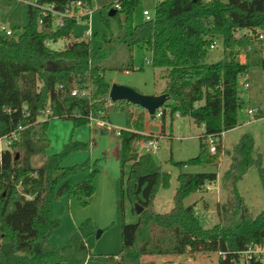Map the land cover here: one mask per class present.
<instances>
[{
  "label": "trees",
  "instance_id": "1",
  "mask_svg": "<svg viewBox=\"0 0 264 264\" xmlns=\"http://www.w3.org/2000/svg\"><path fill=\"white\" fill-rule=\"evenodd\" d=\"M71 1L76 0H39L55 3L59 9ZM95 1L108 11L116 3L120 5L112 15L119 25L116 42L130 50L138 46L152 52L151 64L162 70L161 77L166 80L163 92L173 101L160 108L163 122L170 112L204 127L199 154L175 163L180 167L217 165L221 153L233 154L223 183L229 190L228 198L218 205L219 221L204 227L195 203L186 205L184 201L216 183L218 172L181 170L174 206L167 212L156 211L153 199L157 186L160 182L167 186L170 174L161 171L151 153L139 155L134 149L135 141L145 138L146 110L126 100L109 99L111 83L106 80L103 62L114 45L95 49L90 40L75 39L53 49L46 42L70 39L78 19L67 17L62 26H54L52 14L28 5L23 31L0 34V138L13 132L18 135L0 153V264H141L145 255L201 252L224 253V257L218 256V264H240L241 251L249 244H264V209L254 214L237 183L253 165L264 180L263 156L256 152L249 133L241 136L233 151L221 140L212 153L205 138L239 124V110L245 104L239 77L252 65L264 69L260 49L251 52V59L239 58V50L250 46L252 40L238 35L245 28L264 30V0H158L155 17L140 23L133 21L139 0ZM214 41H220L224 48L218 61L209 59ZM128 67L125 71L133 65ZM120 101L138 108L137 112L126 108L128 125L118 134L119 157L123 163L132 161L128 175H122L121 192L133 206L139 203L144 209L136 222L123 223V247L116 254L91 252L87 239L96 228L89 218L78 226L69 244L56 248L50 243L60 226L54 216L55 200L69 194L87 204L95 192L92 178L97 169L88 163L62 165L71 152L88 147V143L72 140L60 152L44 158L41 165L33 164V158L44 155L50 147L49 119L61 117L80 125L89 122L90 115L117 108ZM80 170L88 175L73 184L70 177Z\"/></svg>",
  "mask_w": 264,
  "mask_h": 264
},
{
  "label": "rangeland",
  "instance_id": "2",
  "mask_svg": "<svg viewBox=\"0 0 264 264\" xmlns=\"http://www.w3.org/2000/svg\"><path fill=\"white\" fill-rule=\"evenodd\" d=\"M158 0H139L133 13V21L140 23L146 20L144 10H149L152 17L156 14ZM91 31L93 33L90 41L93 48L100 45H114L112 54L104 60L107 67L106 80L109 83H118L131 86L145 94H154L166 86V80L161 77L162 70L151 64L152 52L145 47L135 46L131 50L120 44L118 36L119 25L115 17L108 15V9L100 8L94 0L92 4ZM28 3L24 0H0V34L4 29H12L14 33L20 34L28 23ZM56 19L54 20V26ZM89 28L84 19L79 18L70 39L49 40L48 46L53 49L63 48L69 40L85 38V32ZM239 36L241 33L238 34ZM103 36V38H102ZM113 40V41H112ZM251 49L239 50L241 60L251 59V52L257 48L264 55V43L253 40ZM223 45L216 42V47L209 50V59L221 60L223 57ZM130 67L129 71L125 68ZM129 68V67H128ZM250 88L244 89L241 85L242 76L239 77L238 86L245 104L239 110V125L227 130L223 137L224 146L232 150L239 142L243 134L252 135L255 142L256 152L263 156L264 161V69L259 65H252L248 71ZM128 102V101H127ZM126 101L118 102L117 108H110V103L105 106L110 109L100 111L99 115L93 114L100 121H106L112 130L108 131L96 124L86 122L74 125L70 119L51 117L48 124V137L51 141L50 147L44 155L33 158L35 166L41 165L44 158L60 152L69 141H81L88 143L87 148L78 149L67 155L62 165L65 167L78 166L88 163L90 167L96 168L92 182L95 192L87 204H82L75 195H63L54 202V216L60 221V226L50 237V243L56 248H62L70 243L71 236L88 218L91 219L95 232L88 236L91 252L95 254L110 255L118 253L123 247L122 225L137 221V213L128 197H123L121 192L122 175L126 177L131 168V161L122 162L116 152L119 146L120 129L127 128L128 114L126 108L137 112L136 106L128 105ZM167 104L173 103L168 99ZM260 108V110H259ZM254 109V114L248 110ZM177 113L167 112L165 120L157 115L151 118L145 112L144 134L146 139L155 138L159 148L156 151L146 152L134 143V149L139 155L151 153L161 171L170 174L169 184L165 186L162 182L157 186L153 199V207L158 212H167L174 206V195L178 186V175L181 170L212 171L218 172V180L206 188L190 194L185 199V204H194L200 222L204 227H211L219 221L218 205L224 203L229 195L228 188L224 187V176L233 162L230 155L221 153L217 158V165H187L180 167L175 162L187 161L200 152L201 138L204 127L198 125L187 116H176ZM45 117L43 114L42 118ZM223 158V161L222 159ZM88 175L87 171L80 170L70 179L73 184L83 181ZM237 189L243 196L249 209L257 214L264 209V180H262L259 168L251 166L237 183ZM69 198L73 203L69 204ZM98 230L102 233L98 236ZM218 254L196 253L193 255H145L141 258V264H215Z\"/></svg>",
  "mask_w": 264,
  "mask_h": 264
},
{
  "label": "built area",
  "instance_id": "3",
  "mask_svg": "<svg viewBox=\"0 0 264 264\" xmlns=\"http://www.w3.org/2000/svg\"><path fill=\"white\" fill-rule=\"evenodd\" d=\"M28 3V5L38 7L41 10V13L43 14H52L53 20L56 19L55 26H62L64 24V20L67 17H75L77 19L82 18L86 22V24L89 25V28L85 32V38H82L84 40H90L93 33L91 31V15L93 13V7L92 4L89 3L87 0H76L71 1L67 3L64 7V9H59L55 3H40L39 0H24ZM115 8H120V5L118 3L115 4ZM143 14L145 15L146 19H152V15L150 14L149 10H144ZM40 22H42V18L40 19ZM4 33L7 36H11L14 33V30L12 29H4ZM241 35L246 36L253 40H258L264 43V30L260 28H245L241 30ZM216 42L214 41L211 44V48L216 47ZM48 45V41L46 42ZM247 49H251V46H248ZM243 80L241 82V85L244 89L250 88V82H249V76L248 72H245L241 75ZM111 101V100H110ZM47 112L49 109L46 110ZM249 114H254V109L248 110ZM162 112L160 109L156 112V116H161ZM155 116V117H156ZM89 120L92 123L94 120H96V124L100 127L105 128L108 131L112 130V127L106 122V121H100L99 118L94 117L93 115L89 116ZM21 128V127H19ZM224 131L217 134H209L205 138V142L208 144L209 149L212 153H215L217 151V144L222 140V137L224 135ZM119 134V131L117 132ZM17 132H13L9 136H5L0 138V153L7 147L10 146V144L17 139ZM223 141V140H222ZM136 144L138 147H140L142 150H145L146 152H152L156 151L159 148V144L157 139L155 138H146V139H139L136 141ZM218 256H225L224 253L218 252ZM252 260H255L256 262L254 264H264V244L263 243H251L247 246V248L243 251H241V259L240 264H251ZM218 264V261L215 263Z\"/></svg>",
  "mask_w": 264,
  "mask_h": 264
},
{
  "label": "water",
  "instance_id": "4",
  "mask_svg": "<svg viewBox=\"0 0 264 264\" xmlns=\"http://www.w3.org/2000/svg\"><path fill=\"white\" fill-rule=\"evenodd\" d=\"M116 12L115 8H111L108 11V15L112 16ZM53 66L48 65L51 69ZM109 99L111 101L126 100L130 103L142 106L150 115L151 118H155L156 112L164 105V103L169 99V95L165 92L160 94H145L137 89L118 83H112L109 91ZM136 213L140 214L143 211V206L139 203L134 205ZM102 233L98 230L97 235Z\"/></svg>",
  "mask_w": 264,
  "mask_h": 264
},
{
  "label": "crops",
  "instance_id": "5",
  "mask_svg": "<svg viewBox=\"0 0 264 264\" xmlns=\"http://www.w3.org/2000/svg\"><path fill=\"white\" fill-rule=\"evenodd\" d=\"M249 71V70H248ZM163 90H164V88L162 89V90H160V91H158V93L156 92V93H154V94H160V93H163ZM259 110H260V108H259ZM176 116L178 117V116H182V115H180V114H176ZM192 120V119H191ZM194 121V120H193ZM239 125V124H238ZM237 125V126H238ZM236 126V127H237ZM235 127V128H236ZM116 152L118 153V156H119V146L116 148ZM222 159V161H223V158H221ZM131 164H132V161H131ZM122 185V184H121ZM70 203H73V200L71 199V198H69V204ZM71 205V204H70ZM138 218H139V214L137 213V220H138ZM87 245L89 246V248H90V250H91V245L89 244V241H88V239H87Z\"/></svg>",
  "mask_w": 264,
  "mask_h": 264
}]
</instances>
